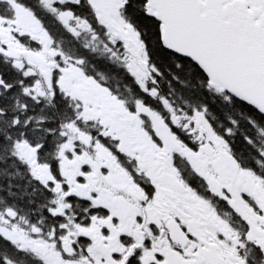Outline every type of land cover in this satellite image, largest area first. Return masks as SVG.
Returning <instances> with one entry per match:
<instances>
[{"label": "snow or ice", "instance_id": "6c2138e0", "mask_svg": "<svg viewBox=\"0 0 264 264\" xmlns=\"http://www.w3.org/2000/svg\"><path fill=\"white\" fill-rule=\"evenodd\" d=\"M0 264H264V0H0Z\"/></svg>", "mask_w": 264, "mask_h": 264}]
</instances>
